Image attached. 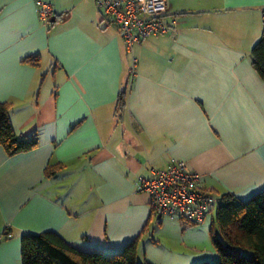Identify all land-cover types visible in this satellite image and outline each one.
<instances>
[{
  "label": "crops",
  "instance_id": "crops-1",
  "mask_svg": "<svg viewBox=\"0 0 264 264\" xmlns=\"http://www.w3.org/2000/svg\"><path fill=\"white\" fill-rule=\"evenodd\" d=\"M44 1L48 23L35 0H0V102L18 135L38 134L26 151L0 145V264H20L21 234L44 231L83 251L136 240L138 260L157 252L142 263L195 264L191 225L157 220L135 179L181 159L219 202L264 190V78L250 54L264 0H166L175 25L133 45V75L95 0Z\"/></svg>",
  "mask_w": 264,
  "mask_h": 264
},
{
  "label": "trees",
  "instance_id": "trees-1",
  "mask_svg": "<svg viewBox=\"0 0 264 264\" xmlns=\"http://www.w3.org/2000/svg\"><path fill=\"white\" fill-rule=\"evenodd\" d=\"M250 54L254 68L264 78V32ZM126 93L127 87L118 93L120 109ZM10 108V103L0 102V145L11 155L35 147L38 134L18 135L9 118ZM58 168L57 164L49 165L45 173L53 174ZM209 234L218 259L197 264H264V190L245 200L223 194L217 201ZM20 243V264H140L136 240L109 254L80 250L53 231L22 233Z\"/></svg>",
  "mask_w": 264,
  "mask_h": 264
},
{
  "label": "built area",
  "instance_id": "built-area-1",
  "mask_svg": "<svg viewBox=\"0 0 264 264\" xmlns=\"http://www.w3.org/2000/svg\"><path fill=\"white\" fill-rule=\"evenodd\" d=\"M95 2L105 16V23L112 22L123 38L125 50L131 56V75L136 66L133 45L149 36L167 34L175 25L174 20L166 18V0ZM35 10L44 23H48L54 14L53 4L44 0H35ZM149 171V175L136 176L135 189L148 195L151 214L157 220L166 217L188 224H201L215 210L217 198L200 188V175L184 160L170 159L164 168L150 167Z\"/></svg>",
  "mask_w": 264,
  "mask_h": 264
},
{
  "label": "rangeland",
  "instance_id": "rangeland-1",
  "mask_svg": "<svg viewBox=\"0 0 264 264\" xmlns=\"http://www.w3.org/2000/svg\"><path fill=\"white\" fill-rule=\"evenodd\" d=\"M49 21H50V19H49ZM208 222H209V219L207 218L204 223L190 224L191 229H192L191 233L194 235V238H195V241L192 244L194 245L195 249L197 251H199V252H197V251L193 252L194 255H197V257H195L193 259V260H196L195 264H197L198 262H202L204 260L214 261V260L218 259V255H217L216 251L214 250V246H213L211 238H210V234H209L210 224H208ZM206 226H207V229H206ZM188 233H190V232H188ZM179 234H180V231H176L177 238L180 236ZM192 244L190 246L193 247ZM205 244L208 246V248L203 250L204 246H206ZM185 249H186L185 244L183 246H179L180 252L184 251ZM141 250L143 251V249H141ZM146 250H147V254H145V253L143 254L142 252H140V254H141L140 257H142V259H145L147 257V258H153V259L157 260V252L156 251H155V253H152L151 249L148 248ZM142 259L139 260L140 264H142V261H141ZM176 261H177V259H176Z\"/></svg>",
  "mask_w": 264,
  "mask_h": 264
}]
</instances>
